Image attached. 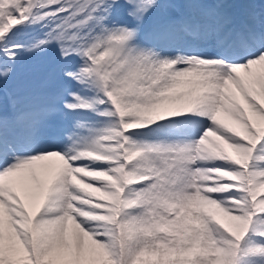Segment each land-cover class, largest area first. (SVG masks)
Returning <instances> with one entry per match:
<instances>
[{
	"label": "snow or ice",
	"instance_id": "snow-or-ice-1",
	"mask_svg": "<svg viewBox=\"0 0 264 264\" xmlns=\"http://www.w3.org/2000/svg\"><path fill=\"white\" fill-rule=\"evenodd\" d=\"M0 264H264V0H0Z\"/></svg>",
	"mask_w": 264,
	"mask_h": 264
},
{
	"label": "rangeland",
	"instance_id": "rangeland-1",
	"mask_svg": "<svg viewBox=\"0 0 264 264\" xmlns=\"http://www.w3.org/2000/svg\"><path fill=\"white\" fill-rule=\"evenodd\" d=\"M50 163H52V162H50ZM53 163H54V164H53L52 166H55V164H56V161H54Z\"/></svg>",
	"mask_w": 264,
	"mask_h": 264
},
{
	"label": "bare ground",
	"instance_id": "bare-ground-1",
	"mask_svg": "<svg viewBox=\"0 0 264 264\" xmlns=\"http://www.w3.org/2000/svg\"><path fill=\"white\" fill-rule=\"evenodd\" d=\"M53 162H54V161H52L51 165H53V164H54Z\"/></svg>",
	"mask_w": 264,
	"mask_h": 264
}]
</instances>
